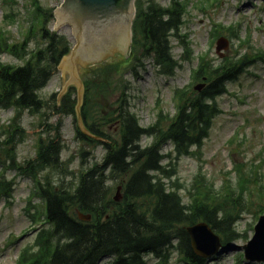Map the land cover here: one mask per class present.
<instances>
[{
  "label": "trees",
  "instance_id": "1",
  "mask_svg": "<svg viewBox=\"0 0 264 264\" xmlns=\"http://www.w3.org/2000/svg\"><path fill=\"white\" fill-rule=\"evenodd\" d=\"M33 7V20L37 24L27 31L24 40L21 43L0 40V55L6 53L22 62L9 65L0 60V110L16 111L13 137L18 139L22 129L16 125L17 120L24 112L38 114L42 111L45 103L39 92L52 79L71 48L67 37L47 28L53 18L52 11L35 3ZM135 8L133 59H152L160 74L173 76L181 66L180 61H191L186 36H181L185 16L183 3L173 0L162 7L153 0L146 4L137 0ZM31 36L38 40L34 49L30 47ZM173 41L183 48L180 59L172 55ZM205 64L199 58L194 74L197 80H206V87L199 94L178 93L176 113L163 125L160 121L146 128L139 125L130 111L126 86L116 95L114 108L108 112L102 114L89 109L91 92L100 94L104 84L95 82L96 75L84 80L86 93L81 109L84 126L93 138L76 124V99L72 92L65 95L60 104H53L54 110L63 116L73 117L76 138L80 142L93 148L100 145L105 154L101 162L87 168L81 163L75 180L70 179L72 183L66 181L72 174L69 164L61 160L64 149L61 124L53 128L57 131L55 137L39 140L37 157L31 162L29 172L34 181L38 173L47 172L48 179L38 185L37 192L44 205L45 227L37 233L33 245L22 251L18 264H101L105 258L114 259V264H145L143 255L146 254L166 264L171 249L177 250L187 264H205V260L194 255L186 227L204 222L224 245L244 238L236 230L245 211L244 203L239 202L241 183L235 193L230 185L214 189L209 181L200 177L185 189V200L180 194L183 186L176 179L172 182L180 158L189 156L193 149H200L209 138L213 122L220 113L216 99L226 92L227 82H233L241 74L239 67L231 62L216 66ZM132 70L130 66L128 71ZM112 124L118 128L115 140L106 134ZM12 138L6 145H12ZM142 138L152 139V142L143 146ZM167 145L171 151L164 153ZM109 182L121 187V201H114ZM5 183L8 184L0 182L1 195L10 189ZM79 212L90 215V221H81L77 217Z\"/></svg>",
  "mask_w": 264,
  "mask_h": 264
},
{
  "label": "rangeland",
  "instance_id": "2",
  "mask_svg": "<svg viewBox=\"0 0 264 264\" xmlns=\"http://www.w3.org/2000/svg\"><path fill=\"white\" fill-rule=\"evenodd\" d=\"M62 1L0 0V40L11 43H21L24 40L27 31L37 24L33 20L35 3L52 11L53 18L48 22L47 28L67 37L73 47L75 39L72 30L66 26L54 27V8L60 6ZM140 1L146 4L149 0ZM153 1L167 7L173 0ZM181 2L185 7L181 36H186L191 61H180L181 66L173 76L160 74L152 59L129 60V55L112 56L109 60L87 67L76 63V73L81 83L95 75L97 84L104 83L100 87V94L91 92L92 103L89 106V109L102 114L114 108L116 95L126 86L130 111L137 117L139 125L146 128L158 121L162 125L168 122L177 110V94L196 93L193 89L204 83L197 80L194 74L199 58L204 60V66L205 63L216 66L231 62L239 67L241 74L233 82H227L226 93L216 99L220 113L213 122L209 138L200 149H193L189 156L180 158L175 170L176 177L172 182L176 179L183 186L184 190H180V194L185 200V189L200 177L209 181L214 189L230 185L235 193L241 183L242 197L239 202L244 203L245 211L237 222L236 230L244 238L219 250L206 264H264L249 262L242 256L245 255L244 245L253 236L258 216L264 212V0ZM34 37L36 36H31L32 49L37 47L38 42ZM219 38L228 39V47L218 53L216 41ZM171 46L174 58L180 59L184 54L182 47L176 41ZM247 57L253 60L249 61ZM0 60L9 65L22 64L6 53L0 55ZM243 62L245 65L242 66ZM130 66L133 70L129 72ZM60 75L58 67L46 87L39 92L45 103L42 111L38 114L24 112L21 119L17 120L16 125L22 129L20 139L13 137L16 111L0 110V182L5 181L10 186L3 195L0 192V264H18L22 251L33 245L37 233L45 227L42 214L44 205L37 192L38 185L47 181V172L38 173L34 181L29 178L32 177L31 173L23 175L16 169L34 160L39 140L55 137L57 131L53 128L61 124L60 137L64 146L61 160L69 164L68 169L72 174L66 181L70 182L77 177L81 163H85L87 168L95 162H101L105 154L100 145L93 148L80 142L76 138L73 117L63 116L54 110L53 104L57 103L60 91ZM69 92L76 98V87L69 85L61 99ZM83 92L81 109L85 100V85ZM53 95L54 100H51ZM76 119V124L81 129L77 114ZM117 129L112 124L106 134L115 140L118 137ZM10 138L13 143L9 146L6 143L11 141ZM151 142L152 139L149 138L141 139L143 146ZM170 150V145H167L163 152ZM11 159L14 161L12 167ZM165 163L163 162L164 165ZM109 185L113 187L114 196L119 184L109 182ZM181 259L177 250L171 249L166 264H187ZM143 261L145 264H160L155 256L147 254L143 255ZM114 262L112 258H105L101 264Z\"/></svg>",
  "mask_w": 264,
  "mask_h": 264
},
{
  "label": "water",
  "instance_id": "3",
  "mask_svg": "<svg viewBox=\"0 0 264 264\" xmlns=\"http://www.w3.org/2000/svg\"><path fill=\"white\" fill-rule=\"evenodd\" d=\"M135 0H63L61 6L54 8L56 24L72 30L75 39L70 54L63 57L59 68L60 91L56 98L59 104L69 85L76 87L75 111L86 135L92 137L85 129L81 116L83 88L76 73V63L87 67L91 64L109 60L112 56H126L130 44L131 24L135 15ZM228 42L220 39L217 51L226 49ZM120 48V49H118ZM121 48L123 50H121ZM118 49V50H117ZM126 52V53H125ZM203 86H197L201 90ZM115 201L121 199L118 194ZM82 221H89L90 216L79 214ZM190 238L193 253L202 259H209L221 248L222 242L206 223H197L185 228ZM245 258L251 262H264V215L258 219L252 238L243 247Z\"/></svg>",
  "mask_w": 264,
  "mask_h": 264
},
{
  "label": "flooded vegetation",
  "instance_id": "4",
  "mask_svg": "<svg viewBox=\"0 0 264 264\" xmlns=\"http://www.w3.org/2000/svg\"><path fill=\"white\" fill-rule=\"evenodd\" d=\"M21 174H23V175H28L27 173H29V164H28V162L26 163V165L24 166V169H21L20 171H19Z\"/></svg>",
  "mask_w": 264,
  "mask_h": 264
}]
</instances>
